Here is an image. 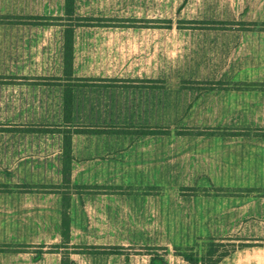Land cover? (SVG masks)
<instances>
[{
  "label": "crops",
  "instance_id": "crops-1",
  "mask_svg": "<svg viewBox=\"0 0 264 264\" xmlns=\"http://www.w3.org/2000/svg\"><path fill=\"white\" fill-rule=\"evenodd\" d=\"M79 1L81 6L87 7L92 0ZM152 1L110 0V7H120L121 13L124 12L121 15L126 17H156L154 11H149L148 7L144 9V5L150 3L155 9L156 1ZM130 3L132 6L123 8ZM62 5L63 0H0V14L61 15ZM228 17L264 21V0H240L227 14L224 9L213 16L217 19ZM9 26L11 33L37 36L31 40H9L11 48L40 45L38 43L62 45L61 30L57 27ZM221 33L224 35L219 44L221 48L245 50L244 54L252 56L255 53L257 60H250V64L264 66V31ZM98 40H94L95 43ZM77 43L86 44L84 40ZM241 58L231 64H238ZM243 63L248 62L244 59ZM243 69L236 70L230 80L264 82V68L255 69V74L248 78L241 74ZM33 86L10 89V109L33 110L39 113L38 119L2 124L0 130L2 155L9 149L4 159L16 162L8 180L0 182L10 185L12 190L0 192V244L44 248L39 254L32 250L0 252V264H60L61 260L60 254L47 252L50 246L61 243L60 194L20 193L14 186L58 185L62 181V133L6 129L13 125L20 128L63 123V88ZM194 91L184 90L188 99L193 95L187 104L178 101L171 104L176 112L187 113L188 118L177 121L183 126L264 128V90ZM123 92L133 97L134 106L129 107L133 114L163 109L157 91L147 95L140 89L83 87L73 90L69 125L98 131L72 132L71 185L106 189L71 194L70 243L171 249L193 246L198 238L264 239V195H189L179 191L184 187L264 190V136L182 135L173 131L170 134L138 133L135 128L162 127V121H145L143 116L113 121L110 113L119 107ZM191 113L197 117L195 121L193 117L194 122L190 121ZM121 127L129 131H110V128ZM111 187L140 191L113 193ZM175 258L181 259L171 253L165 256L168 264ZM137 259L151 264L150 257L145 254L70 255L75 264H132L131 261ZM218 264H264V246L237 249Z\"/></svg>",
  "mask_w": 264,
  "mask_h": 264
},
{
  "label": "trees",
  "instance_id": "trees-1",
  "mask_svg": "<svg viewBox=\"0 0 264 264\" xmlns=\"http://www.w3.org/2000/svg\"><path fill=\"white\" fill-rule=\"evenodd\" d=\"M155 2V9H152V3L145 4L144 9L148 7L149 11H154L156 17H126L121 13V8L110 7V0H92L87 7L81 6L79 0H63L62 14L61 15H13V14H0V47H9V40H31L36 35L31 33H11L9 25H31L42 27H57L61 30L62 45L60 50V63L59 71L50 76H17V79L30 82L33 85H49L60 86L63 88V123L60 125H25L18 128L17 126L6 127L8 131L12 129L20 130L23 132H45L53 133L58 132L63 135V147H62V168L61 175L62 181L60 184H17L14 185L16 191L20 193H51L60 194L61 196V243L52 245L47 249V252L58 253L61 255L60 264H75L70 260L71 254H145L150 257L151 264H168L165 256L168 253L178 256L188 264H218L224 257L245 247L252 246H264V239H249L241 238L237 236H228L222 238H198L193 246L190 247H173L171 249L167 247H123V246H80L72 245L70 243V196L75 193H95L102 191V189L94 186H74L71 185L70 173H71V134L72 132H89L98 131L90 130L89 128H81L79 126H70L71 113H72V94L73 90L83 87H118L112 86L113 81L126 80L125 78H110L102 76H77L74 70V49L78 40H84L86 44L97 40V44L100 48H112L109 39L113 42H122L123 36H128L131 33H142L145 35H139L136 39L142 44L141 47H152L153 45L146 43L151 36H155L163 31L174 32L176 35L186 37L187 41L178 39L183 43L192 42L195 44H186L187 47L203 46L208 48L222 38L224 35L221 32L226 31H264V21H246L242 19H234L228 17L227 19H217L213 16H217L222 10L225 9L226 14L230 8H234L240 0H153ZM133 3V2H132ZM132 3L124 6H132ZM113 14L115 16H110ZM160 15V16H159ZM143 30H158L145 31ZM93 34V40H89ZM39 37V36H38ZM195 41H200L195 42ZM212 42V44L210 43ZM180 43V42H179ZM220 44V41L217 42ZM218 44V45H219ZM113 45V46H116ZM184 45V44H181ZM156 46V44L154 45ZM221 47V46H220ZM242 53L241 61L238 63V67L245 65L244 59H246L247 69L244 68L241 74H244L245 78L253 76L255 69H259V65L250 64V60L254 62L255 53L250 55L245 53V50L235 49ZM240 71V70H239ZM237 73L236 70L233 72ZM129 80L134 78H127ZM227 79V78H225ZM137 80L141 82H154V85L161 79L145 78ZM214 80V79H213ZM230 80V79H228ZM11 80V84L15 83ZM104 81L106 83H104ZM227 80L215 79H190L184 81L187 85L184 89L194 90H264V82L252 81V80H237L231 81L226 84ZM226 82V83H224ZM25 83V82H24ZM103 83V84H101ZM160 84V83H159ZM193 85V86H191ZM125 89L130 86H119ZM5 128H3L4 130ZM101 130V129H99ZM118 131L119 133L129 131L128 129H111ZM138 133H157V134H170L172 130L170 128H164L163 126L150 127L144 126L134 129ZM176 134L182 135H232V136H264L259 129L252 128H231V129H219V128H197V127H183L174 131ZM10 185L0 183V192L12 191L9 189ZM15 191V190H13ZM132 188L123 187H111L110 192L113 193H133L139 192ZM181 194H216V195H264V190L244 188V189H229V188H210L199 189L193 187H184L179 189ZM43 246L35 245H8L0 244V252L5 251H35L39 254L43 251Z\"/></svg>",
  "mask_w": 264,
  "mask_h": 264
},
{
  "label": "rangeland",
  "instance_id": "rangeland-1",
  "mask_svg": "<svg viewBox=\"0 0 264 264\" xmlns=\"http://www.w3.org/2000/svg\"><path fill=\"white\" fill-rule=\"evenodd\" d=\"M139 35H142V33H131L126 37L123 36L122 42H117V45L116 42L110 39L108 43H110L112 48H99L96 45L97 43H95L96 41H92L89 44L77 43L74 49L75 75L125 78L126 80L120 81L110 80V82H113L110 85L118 86L110 88L122 89L124 87L119 86H130L127 91L140 89L146 92L147 95L153 94L150 91L158 92L163 109H161V112L157 110L145 114H133L129 110L130 106H134L133 97L126 96L124 92L121 93L122 98L121 102H119V107L115 109L116 113H110V118L113 121H116V119L125 121L132 116L135 119L137 117L139 119L143 116L145 121H162L164 128L168 127L174 132L177 129L186 127L177 121L188 118V115L181 111L176 112L171 104L176 101L187 104L188 102L186 103V101L191 100L193 96L188 99L185 95L184 90L194 89H184L187 86L184 81L190 79H211V81H214L219 79L227 80L228 82L224 83L228 84L230 83L228 79L234 77L233 72L235 70H241L248 66L245 64L238 67V64H231L236 62L242 56V53L231 48H221L217 42L222 41L224 37L208 48L203 46L187 47L186 44L196 45V43H183L178 41V39L187 41L186 37L178 36L174 32L163 31L155 36L146 38L148 40L146 44H151L153 45L152 47H141L142 44L136 39ZM144 36L142 35L141 37ZM92 37L95 38L91 34L88 39L91 41L93 40ZM195 42L201 43L200 41ZM210 43L212 44V42ZM38 44L40 45H27L22 48L0 47V130L4 126L2 124L32 121L39 117V113H34L35 111L33 110L27 112L22 111V108L10 109V89L35 87L30 82L17 79V76H50L59 71L61 49L58 45L56 46L55 43L50 45ZM155 44L156 46H154ZM263 68L264 66H259L260 70ZM127 78L134 79L129 80ZM138 78H156L162 81H158L154 85V82H141L137 80ZM12 79L17 81L11 84ZM104 83L106 82L104 81ZM96 88L107 87L101 85ZM151 98L153 100L154 96ZM147 100H149V97ZM123 103L125 104L121 107ZM191 116L192 120L190 121L194 122L197 117L193 113H191ZM259 131L264 133V128L259 129ZM0 143H2V135H0ZM9 151V149L3 151L2 155V150H0V182L8 180L10 169L16 163L10 159H4L5 153ZM131 263L145 264L141 259L132 260ZM172 264L188 263L182 259L175 258L172 259Z\"/></svg>",
  "mask_w": 264,
  "mask_h": 264
}]
</instances>
